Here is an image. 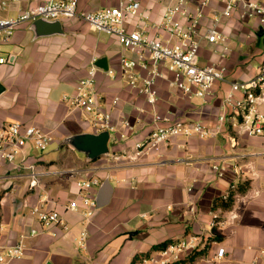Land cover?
Segmentation results:
<instances>
[{
    "label": "crops",
    "instance_id": "1",
    "mask_svg": "<svg viewBox=\"0 0 264 264\" xmlns=\"http://www.w3.org/2000/svg\"><path fill=\"white\" fill-rule=\"evenodd\" d=\"M33 1L37 0L10 5L4 15L13 16ZM117 1L80 0L79 10L94 11ZM139 1L148 19L130 21L128 28L159 21L166 4V0ZM200 1L189 0L192 6ZM223 2L209 0L201 20L203 32L219 17L228 48L201 40L198 62L226 68L225 80L216 83L205 99L170 87L164 73L156 81V103L148 104L119 71L120 56L134 54L125 51L114 35L93 30L78 17L60 20L62 34L37 37L31 22L15 29L2 45L7 62L0 64L4 88L0 124L18 120L34 125L50 133L51 144L64 146L65 152L59 160L48 161L28 145L12 164H0V253L20 240L24 244L23 255L5 264H144L142 259L154 249L187 235L198 236L200 247L179 264H264V134H246L241 118L229 116L211 137H174L143 157L133 151V144L152 130L155 114L201 121L215 129L230 84L258 75L264 63V26L255 18L219 16ZM149 33L154 35V29L149 27ZM92 55L97 60L104 57L107 64V69L97 68V91L108 105L115 96L119 101L113 109L117 129L110 134L109 152L89 160L62 144L69 135L93 132L87 115L62 98L74 92ZM257 109L264 114V96ZM123 117L129 118L131 129L119 123ZM93 176L100 179L95 197L107 181L109 199L86 219L65 206L77 195L76 181ZM239 183L247 187L235 193L229 208L213 206ZM35 205L57 210L62 224L43 229L30 213ZM213 217L222 223L211 227ZM32 228L39 233L31 234ZM81 233L83 246L78 243ZM218 247L225 249L220 259L215 258Z\"/></svg>",
    "mask_w": 264,
    "mask_h": 264
},
{
    "label": "built area",
    "instance_id": "2",
    "mask_svg": "<svg viewBox=\"0 0 264 264\" xmlns=\"http://www.w3.org/2000/svg\"><path fill=\"white\" fill-rule=\"evenodd\" d=\"M21 1L0 0V64L7 62L2 45L10 40L19 25L36 19L64 20L78 17L91 29L114 35L125 51L134 54V57L125 54L120 56L119 71L131 89L142 95L148 104L156 103L158 99L156 81L164 73L170 87L179 89L187 96H197L202 99L212 94L216 83L225 80L226 68L222 64L201 65L198 62L202 39L208 43H219L223 45V50H228L227 39L219 29V17H215L213 24L201 31L204 8L209 0H201L195 6H192L189 0H166L159 21L152 23L151 26L136 23L132 28H128L130 21L148 19V16L141 12L139 0H118L115 5L102 6L94 11L79 10L80 0H37L23 9H18L13 16L4 15L9 12L10 5ZM235 14L240 20L255 18L259 25L264 26V1L224 0L219 16L232 17ZM149 27L154 29V35H150ZM96 61L97 56L92 55L85 75L76 82L74 92L62 99L71 108L87 115L88 123L94 133L106 130L110 138V134L117 129V123L113 119V109L119 97L115 96L108 105L104 96L97 91ZM237 92H241L242 96H237ZM260 96H264V63L254 78L243 83L230 84V90L223 99V112L217 117L219 123L215 129L209 128L201 121H188L155 114L152 130L133 144L134 155L143 157L153 151L157 152L174 137L194 136L200 139L211 137L229 116L241 118L240 125L246 134L262 135L264 114L257 109ZM119 123L126 128H132L129 118L123 117ZM52 141L53 137L50 133L34 125L18 120L1 123L0 164H12L28 145L43 152ZM33 167V164L29 165L30 169ZM33 183L35 181H31L30 184ZM99 184L100 179L97 176L77 180V195L68 201L65 209L78 211L86 219L92 217L97 208L95 190ZM189 209L193 211L194 207L190 206ZM30 213L36 216L45 230H50L59 223L62 224L61 214L57 210L35 205L31 207ZM219 223L222 222L213 217L210 226L214 227ZM62 227L67 228L66 225ZM30 232L39 233L35 228ZM84 235L81 233L78 241L81 246L84 245ZM199 247L198 236L187 235L154 249L142 259V262L175 264L184 260ZM23 253L24 244L20 240L10 246L5 254L0 253V264L19 258ZM224 254L225 249L218 247L215 258L220 259Z\"/></svg>",
    "mask_w": 264,
    "mask_h": 264
},
{
    "label": "water",
    "instance_id": "3",
    "mask_svg": "<svg viewBox=\"0 0 264 264\" xmlns=\"http://www.w3.org/2000/svg\"><path fill=\"white\" fill-rule=\"evenodd\" d=\"M30 29L35 36L56 35L62 34V24L58 19H36L31 22ZM95 66L101 69H107L106 60L104 57L99 58ZM4 90L0 84V93ZM109 133L108 131L83 132L73 135H69L62 140V144H68L72 146L78 152L83 153L89 160H94L109 152L108 148ZM109 186L105 181L101 184L97 196L95 197L97 207L103 206L109 199Z\"/></svg>",
    "mask_w": 264,
    "mask_h": 264
},
{
    "label": "trees",
    "instance_id": "4",
    "mask_svg": "<svg viewBox=\"0 0 264 264\" xmlns=\"http://www.w3.org/2000/svg\"><path fill=\"white\" fill-rule=\"evenodd\" d=\"M246 187H247V184L246 183H239L237 185V188L235 190H231L229 192L228 196L225 199H223V198H217V199H215L214 200V203H213V206L214 207L220 206V207H222L224 209L229 208L231 206L233 200H234L235 193H241V192H243L246 189ZM192 255H194V254L191 253L188 257H191ZM186 259H184V260H186ZM184 260H181V261H179V262H177L175 264H179V263L183 262Z\"/></svg>",
    "mask_w": 264,
    "mask_h": 264
},
{
    "label": "rangeland",
    "instance_id": "5",
    "mask_svg": "<svg viewBox=\"0 0 264 264\" xmlns=\"http://www.w3.org/2000/svg\"><path fill=\"white\" fill-rule=\"evenodd\" d=\"M39 155L44 156L48 161L53 160L57 161L59 155H63L65 152V147H60L57 144H51L47 147V149L43 152L37 151ZM64 156V155H63Z\"/></svg>",
    "mask_w": 264,
    "mask_h": 264
}]
</instances>
